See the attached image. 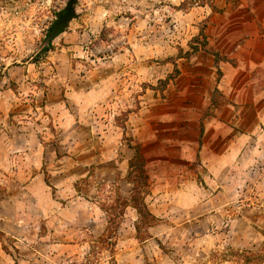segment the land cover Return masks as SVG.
Here are the masks:
<instances>
[{
	"label": "rangeland",
	"instance_id": "rangeland-1",
	"mask_svg": "<svg viewBox=\"0 0 264 264\" xmlns=\"http://www.w3.org/2000/svg\"><path fill=\"white\" fill-rule=\"evenodd\" d=\"M66 1L0 0V264H264V0Z\"/></svg>",
	"mask_w": 264,
	"mask_h": 264
},
{
	"label": "trees",
	"instance_id": "trees-1",
	"mask_svg": "<svg viewBox=\"0 0 264 264\" xmlns=\"http://www.w3.org/2000/svg\"><path fill=\"white\" fill-rule=\"evenodd\" d=\"M215 59L217 60V58ZM134 149H135V154L130 161V171L128 175L129 180L132 183L131 201L135 209L137 210L139 216L141 218L143 217L144 220H146L147 217L148 218L150 217L152 220L151 221L152 224L155 217L148 212L145 204L140 200V196H139L140 186L142 185V181L146 180L145 173L143 172L144 160L141 153L139 152L138 147H135ZM135 228L138 231L137 225H135Z\"/></svg>",
	"mask_w": 264,
	"mask_h": 264
},
{
	"label": "water",
	"instance_id": "water-1",
	"mask_svg": "<svg viewBox=\"0 0 264 264\" xmlns=\"http://www.w3.org/2000/svg\"><path fill=\"white\" fill-rule=\"evenodd\" d=\"M77 0H67L65 6L63 7L62 13L57 17V19L52 24L51 30L49 31V34L47 36L48 39L55 38L60 29L67 25V23L75 17V3Z\"/></svg>",
	"mask_w": 264,
	"mask_h": 264
}]
</instances>
